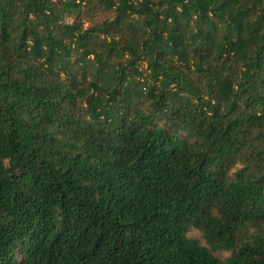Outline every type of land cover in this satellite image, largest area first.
I'll use <instances>...</instances> for the list:
<instances>
[{
	"label": "trees",
	"instance_id": "1",
	"mask_svg": "<svg viewBox=\"0 0 264 264\" xmlns=\"http://www.w3.org/2000/svg\"><path fill=\"white\" fill-rule=\"evenodd\" d=\"M0 264H264V0H0Z\"/></svg>",
	"mask_w": 264,
	"mask_h": 264
},
{
	"label": "rangeland",
	"instance_id": "2",
	"mask_svg": "<svg viewBox=\"0 0 264 264\" xmlns=\"http://www.w3.org/2000/svg\"><path fill=\"white\" fill-rule=\"evenodd\" d=\"M190 234L199 235V231L196 230V229H192V230L190 231Z\"/></svg>",
	"mask_w": 264,
	"mask_h": 264
}]
</instances>
